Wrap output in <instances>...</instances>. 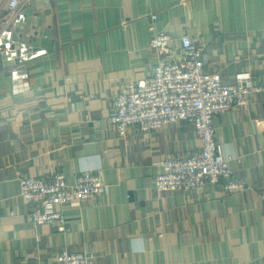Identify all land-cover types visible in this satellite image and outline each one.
I'll return each instance as SVG.
<instances>
[{"label": "crops", "instance_id": "obj_1", "mask_svg": "<svg viewBox=\"0 0 264 264\" xmlns=\"http://www.w3.org/2000/svg\"><path fill=\"white\" fill-rule=\"evenodd\" d=\"M18 1L12 17L11 0H0V264H55L62 251L97 264H264V94L214 120L230 168L250 187L240 194L223 184L158 191L159 163L201 149L195 128L121 138L111 122L114 98L158 62L152 27L174 38L176 55L191 36L225 84L249 74L264 85V0ZM89 171L105 191L58 207L66 232L29 220L20 179L61 172L73 186Z\"/></svg>", "mask_w": 264, "mask_h": 264}, {"label": "built area", "instance_id": "obj_2", "mask_svg": "<svg viewBox=\"0 0 264 264\" xmlns=\"http://www.w3.org/2000/svg\"><path fill=\"white\" fill-rule=\"evenodd\" d=\"M25 3L11 0L8 11L13 17ZM157 19L152 15V20ZM150 48L158 62L143 81L126 85L112 101V124L121 138L131 128L151 134L169 125L181 122L195 128L201 149L185 158H168L159 163L162 172L156 178V187L162 193L201 194L210 187L223 184L227 194L247 192L250 187L230 168L222 147L217 142L214 120L235 108L245 107L252 96L264 94V85H255L249 74L237 77L235 84H225L218 74L206 71L204 49L191 36L181 37V54L176 55L174 38L156 32ZM23 49L26 45H22ZM17 53V50H12ZM22 201L33 207L28 215L31 222L55 226L64 233L66 216L59 206L80 208L83 203L103 193L105 187L100 174L89 171L75 177L69 186L64 173L48 179L23 178L19 181ZM0 215V225L2 224ZM55 264H97L93 254L59 253Z\"/></svg>", "mask_w": 264, "mask_h": 264}, {"label": "clouds", "instance_id": "obj_3", "mask_svg": "<svg viewBox=\"0 0 264 264\" xmlns=\"http://www.w3.org/2000/svg\"><path fill=\"white\" fill-rule=\"evenodd\" d=\"M133 251H139L140 250V248L138 247V244H137V242H133Z\"/></svg>", "mask_w": 264, "mask_h": 264}]
</instances>
